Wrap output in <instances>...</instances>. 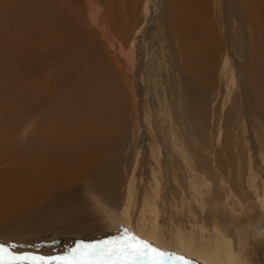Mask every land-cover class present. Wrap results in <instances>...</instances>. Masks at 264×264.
<instances>
[{
    "label": "bare ground",
    "instance_id": "bare-ground-1",
    "mask_svg": "<svg viewBox=\"0 0 264 264\" xmlns=\"http://www.w3.org/2000/svg\"><path fill=\"white\" fill-rule=\"evenodd\" d=\"M81 1L66 0L71 16L65 12L55 29L22 31L9 41L15 48L0 54L7 67H0L6 70L0 74V241L36 254L32 250L54 244L53 238L70 239L49 228L73 214L75 188L88 182L117 198L118 166L133 159L123 150L138 144L145 178L184 168L191 178L184 176L196 180L212 164L225 169V159L232 164L253 159L248 172H259L261 192L249 185L257 210L264 212V0H122L121 28L114 31L117 1L98 0L109 33L88 7L89 16L82 17ZM141 2L147 4L145 23L138 14ZM21 126L24 138L18 139ZM53 201L57 205L50 209ZM143 204L151 216L159 213ZM166 215L158 219L166 222ZM43 227L47 231L41 233ZM79 233L77 241H92V231Z\"/></svg>",
    "mask_w": 264,
    "mask_h": 264
},
{
    "label": "rangeland",
    "instance_id": "rangeland-1",
    "mask_svg": "<svg viewBox=\"0 0 264 264\" xmlns=\"http://www.w3.org/2000/svg\"><path fill=\"white\" fill-rule=\"evenodd\" d=\"M9 1L11 2L12 5H9L10 4ZM61 1L62 0H15V1L14 0L13 1L12 0H0V10L2 9L0 11V50H1L0 54L3 55L2 57H4V54L2 52L5 51V49L7 51V49L12 50L15 48L16 46L15 43H14L15 45L9 44V41L11 39L18 40V38L15 36H18L20 34L23 35L24 33H27V31L30 34H33L35 33V30L37 31L39 27L43 28L44 30H47V29L53 30L58 26V22L60 19L63 18L65 12L68 15V17H70L71 15H69L70 11H68V6H67L68 4H66V0L65 1L63 0L64 3L62 4H61ZM67 1H70V0H67ZM100 1L103 2V0H100ZM116 1L118 3L117 5V3L115 2L117 5L116 7L117 16L115 19H112V22L114 25L110 24L113 31L116 29V27L120 29L121 23H122L121 14L123 13V9H122V6H120V3L122 0H116ZM33 4L34 5L37 4V5L33 6ZM141 4L138 9L140 10L138 11V14H140L141 17L144 18L142 19L144 20L143 22L145 23L147 19H149L148 14L146 13V10H145V7L147 6V4L144 5L143 2H141ZM63 5L64 6L66 5V6L64 7ZM81 5L83 7L82 17L87 18L89 16V14L87 13L88 9H86V7H88L89 11L91 12V17L93 19L95 18L94 20L96 24L99 25L100 29L102 28L101 25L104 26V28L107 27L106 25L108 23L104 20L105 14L103 13H104L105 8L103 4L102 5L99 4L98 0H91V2L88 0H82ZM2 6L3 8H1ZM16 7H18L19 9ZM27 8L28 9L31 8V9L28 10ZM29 11L32 13H30ZM54 11H56L55 13L57 15L54 14ZM143 11L145 12L146 17H144ZM127 12L129 13L128 10ZM141 12L143 15L141 14ZM39 14L44 15L43 17H45L46 19H49L46 24L42 22V19L40 20ZM12 15H14V17ZM55 19L57 20L55 21ZM27 20L29 21L27 22ZM7 22L9 23V26ZM55 22H56V27H54ZM72 22L73 20L71 21V23ZM31 24H32V27H31ZM105 30L107 31V33L110 32L108 28H106ZM22 31L24 33H22ZM8 32H9V35H8ZM7 36H9L10 38ZM30 37L31 36H29V38ZM2 39L5 41H3ZM32 39L33 38L31 37L30 40ZM126 60L127 62H131L129 57H127ZM2 66L6 67V62L0 60V67ZM3 71L6 72V70L0 69L1 75L4 74ZM13 110H15V108ZM222 112H223V109L220 110L219 112L220 115L223 114ZM13 117L15 116L13 115L12 118ZM12 118H10L11 121H12ZM8 123H10V121ZM23 130H25V126L23 127L21 126L20 130H18L19 132L18 133L19 135L17 136L18 139L24 138ZM138 145L139 146H137V149H136V145H134L133 147L125 146L123 150L124 155L130 156V158H133V159H131L132 161L127 166H125V164L118 166L119 168H121L120 171L122 170L121 176L118 178L119 180V185L117 188L118 197L111 200L108 196L107 198L103 194H100L99 191L96 192L95 188L92 189V186L90 187V184L88 182H85L86 185L84 183L82 184L80 183V185H78V189L75 188V191H74L75 193L73 192L74 196L71 198L72 203L69 204V211H71L73 214L70 215L69 217L68 216L65 217L66 219L64 220H61V221L59 220L56 223H52L51 224L52 226L49 228V231H57L59 233H62L61 236L63 237H67L65 235L67 233L68 237H70V239L72 238V240L67 239L63 242H60L53 238L51 241L54 242V244L48 245L46 248H42L38 251L36 250H32V251H35L36 254L38 253L39 255H43V256L60 255V254L65 253L69 248L75 245V243L77 242L76 238H78V236H76L75 234L79 233V231L81 234L83 233V231H86V230H88V232L92 231L94 234L91 237H92V241H94L98 239L109 238L115 235H120L124 232L125 229H129L131 230V232L135 233L137 236L150 241L157 248L164 249L168 252L175 253L176 256L183 257V259H177L176 256L168 257L164 261V264H203V263L204 264H264V212L257 210L258 203L254 196L255 193H254V190L251 189L249 185V184H252L255 187V189H257L258 193L261 192V185H260L261 178H260L259 172H257V176H251L250 173L248 172L249 163L250 162L253 163V159H249L250 161L248 162V159L245 158L244 160H242L243 163L239 161L238 163H235V164H232V162L225 159L223 163L224 164L223 167H225V169L223 168L218 169L219 167H217L215 164H212L211 166H209L210 170H208L207 168L202 170V173L204 176V178L202 177L203 179L198 176H196V180L194 179L195 177L194 178L192 177L193 178L192 180L188 179L190 174L188 173V171H185L184 168L183 170L181 169L180 173H179V170H177L178 172L172 173L171 174L172 176L169 175L168 177H166L164 174L160 173L156 177L152 176L153 178L152 177L145 178L144 174L140 175V173H143V170L141 171L142 154L141 152H139L140 144ZM136 150L138 151L137 152L138 155L136 153ZM136 160L138 162H133ZM252 163H250V166L252 165ZM259 165H260V162H259ZM124 166L128 167V169L130 168L129 170H132V167L134 169L133 171H129ZM215 166H216V170H215ZM136 168H138L139 171L138 170L135 171ZM260 168L263 169V166L260 165ZM134 172L137 173V176L134 174ZM174 175L175 177H173ZM184 175H187L188 177ZM99 176H100L99 178L102 179L101 175ZM216 178L218 179L217 182H216L217 180ZM156 179L159 180V184L158 182L156 184V181H157ZM187 180L189 183H193V184L190 185L188 182H186ZM139 181L141 183L140 185L141 186L143 185V187L139 185ZM197 181L198 182L201 181V182L198 183ZM214 181L216 182V185ZM180 183L182 184V186L180 185ZM144 184H147V185H144ZM178 184L181 187L180 192L178 189L179 188ZM194 184L196 188L194 186L193 188L195 189L197 193L200 194V195H197L196 197L194 196L195 198L197 197L199 198V200L196 199V201L192 199L194 195L193 194L194 190L192 189L191 190L192 192L190 193V189L192 185ZM130 185H131V188H130ZM154 185L156 188L154 187ZM175 186L176 187L178 186V188L176 189ZM132 188L134 189L131 190ZM153 188L155 191L157 189L158 192L156 191L155 193ZM174 190H176V193L178 194H176ZM184 190L186 194L184 193ZM187 191L189 193H187ZM179 193H182L183 195H185L186 198L184 199L183 198L184 196L182 194L180 195ZM141 194H144V195L142 196ZM127 195H131L132 197L127 196ZM212 195H214L217 199ZM173 196H175V198ZM142 197H144L143 200H141ZM182 198L184 199V202L187 201L188 203L187 202L184 203ZM213 198H215L216 201ZM134 199H135V203H134ZM144 199L146 200V202H148V204H152L153 207H156V212L158 213L159 211V213L155 214V216L153 214L152 216L151 214H148L146 211L147 209H144V207L147 208V206L146 205L144 206L143 204V201H145ZM189 199L192 201L191 203ZM125 200L127 202L131 200L129 203H126L127 206L125 204L126 202ZM137 200L139 201V203H136ZM157 200L159 202H157ZM167 200L170 202V204ZM54 201H53L54 204L52 203V206L50 207V209L51 208L54 209L56 207L57 204H55ZM193 201H195L197 204L199 203V206L195 204V202ZM210 202L212 203L213 206L210 204ZM131 203L132 205H130ZM166 204L168 205V207ZM187 204L189 205L191 204L190 205L191 207L189 205L187 206ZM161 205L163 206V208ZM124 206L127 208H125ZM134 206L135 208H133ZM138 206L141 208H139ZM128 207L129 208L131 207V209H129ZM192 207L193 208L197 207V208L193 210ZM200 207L203 208V210ZM165 208H167V210ZM213 208L216 210H211ZM136 209H137V212H136ZM187 210L192 211L191 214L194 213L196 216L193 214L191 215V217L188 215L189 216L188 217L187 214L185 213L190 214V212H188ZM133 211L135 212V214L132 213ZM166 212L169 217V219H167L166 222L162 219H158V218L164 217V215H166ZM145 215L147 217H145ZM157 215L159 217H157ZM160 215H163V216H160ZM26 217L27 215L25 216V218ZM29 217L30 216H28L27 219ZM149 217H152V218H149ZM145 218L148 220H146ZM161 222L162 223L164 222L163 225ZM73 223H77L78 227L77 228L73 227ZM44 229L45 228L43 227L40 232L44 233L45 231H47V229L45 230ZM87 237L91 238L89 235H87ZM80 240H83V239H80ZM48 247H50V250L48 249ZM17 250L18 251L16 250L14 251L19 252V249ZM28 251H31V249H29ZM200 251L202 254L200 253ZM198 253L200 256L198 255ZM197 255L199 257H197ZM25 264H27V262H25ZM137 264H144V262L138 261Z\"/></svg>",
    "mask_w": 264,
    "mask_h": 264
},
{
    "label": "snow or ice",
    "instance_id": "snow-or-ice-1",
    "mask_svg": "<svg viewBox=\"0 0 264 264\" xmlns=\"http://www.w3.org/2000/svg\"><path fill=\"white\" fill-rule=\"evenodd\" d=\"M171 256L176 254L157 248L129 229L105 239L79 240L65 253L55 256L16 252L11 243L0 241V264H164Z\"/></svg>",
    "mask_w": 264,
    "mask_h": 264
}]
</instances>
